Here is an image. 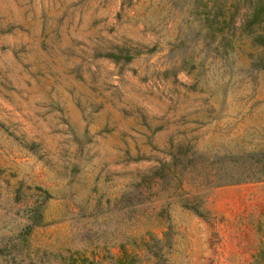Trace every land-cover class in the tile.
<instances>
[{"label": "rangeland", "instance_id": "374dc122", "mask_svg": "<svg viewBox=\"0 0 264 264\" xmlns=\"http://www.w3.org/2000/svg\"><path fill=\"white\" fill-rule=\"evenodd\" d=\"M212 18L0 0V264H264V69Z\"/></svg>", "mask_w": 264, "mask_h": 264}, {"label": "trees", "instance_id": "16d2710c", "mask_svg": "<svg viewBox=\"0 0 264 264\" xmlns=\"http://www.w3.org/2000/svg\"><path fill=\"white\" fill-rule=\"evenodd\" d=\"M199 3L213 10L212 21L216 27L224 25L234 29L229 37L225 36L228 33L222 35L221 47L227 50L235 43L238 47L248 45L251 65L264 69V0H199ZM238 29L240 32L236 35Z\"/></svg>", "mask_w": 264, "mask_h": 264}]
</instances>
